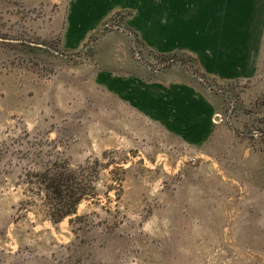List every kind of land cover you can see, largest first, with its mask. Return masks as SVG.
<instances>
[{
  "label": "rangeland",
  "instance_id": "1",
  "mask_svg": "<svg viewBox=\"0 0 264 264\" xmlns=\"http://www.w3.org/2000/svg\"><path fill=\"white\" fill-rule=\"evenodd\" d=\"M105 1L0 0V264H264V22L255 72L218 80ZM160 80L199 101L132 96ZM47 169L83 186L58 221Z\"/></svg>",
  "mask_w": 264,
  "mask_h": 264
},
{
  "label": "crops",
  "instance_id": "2",
  "mask_svg": "<svg viewBox=\"0 0 264 264\" xmlns=\"http://www.w3.org/2000/svg\"><path fill=\"white\" fill-rule=\"evenodd\" d=\"M98 1L80 0L79 9L97 7L87 2ZM111 3L113 6L107 13L120 9L138 11L131 24L150 46L165 53L190 50L202 70L215 79L245 77L256 70L262 46L264 0H112ZM155 10L159 20L157 38L152 36V30L156 29L150 20ZM127 83L136 81L128 79ZM154 84L157 85L152 88L138 89L140 94L132 91V96L151 105L169 107L194 105L199 101L196 89L179 81L169 82L170 88L161 80Z\"/></svg>",
  "mask_w": 264,
  "mask_h": 264
},
{
  "label": "trees",
  "instance_id": "3",
  "mask_svg": "<svg viewBox=\"0 0 264 264\" xmlns=\"http://www.w3.org/2000/svg\"><path fill=\"white\" fill-rule=\"evenodd\" d=\"M42 177L39 185L50 216L58 221L74 214L84 194L75 172L47 169Z\"/></svg>",
  "mask_w": 264,
  "mask_h": 264
}]
</instances>
